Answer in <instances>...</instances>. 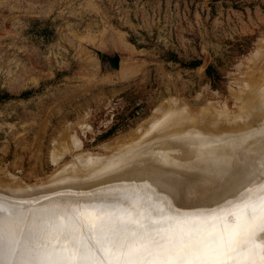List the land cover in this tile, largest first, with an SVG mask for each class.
<instances>
[{
  "label": "rangeland",
  "instance_id": "1",
  "mask_svg": "<svg viewBox=\"0 0 264 264\" xmlns=\"http://www.w3.org/2000/svg\"><path fill=\"white\" fill-rule=\"evenodd\" d=\"M263 56L264 0H0V190L128 152L168 108L231 132Z\"/></svg>",
  "mask_w": 264,
  "mask_h": 264
},
{
  "label": "bare ground",
  "instance_id": "2",
  "mask_svg": "<svg viewBox=\"0 0 264 264\" xmlns=\"http://www.w3.org/2000/svg\"><path fill=\"white\" fill-rule=\"evenodd\" d=\"M257 61L261 81L245 87L249 95L245 116L235 117L238 123L231 132L215 125L217 120H191L185 106L168 108L152 118L141 145L128 152L81 156L78 164L56 169L43 187L12 185L8 180L13 189L23 187L27 193L14 199L18 195L0 190V264H43L55 254L52 224L82 211L130 212L162 224L167 217H179L189 226L211 228L214 218L237 202L264 194V166L256 180L240 184L242 172L264 164V62ZM250 151L254 155L248 157ZM247 161L252 166L246 170ZM166 189L194 200L201 195L203 200L183 205ZM197 202L201 204L194 206ZM253 247V259L260 264L264 235L246 246Z\"/></svg>",
  "mask_w": 264,
  "mask_h": 264
},
{
  "label": "snow or ice",
  "instance_id": "3",
  "mask_svg": "<svg viewBox=\"0 0 264 264\" xmlns=\"http://www.w3.org/2000/svg\"><path fill=\"white\" fill-rule=\"evenodd\" d=\"M145 219L115 210L62 218L52 224L55 254L43 264H256L255 246H246L264 235V194L237 202L211 228Z\"/></svg>",
  "mask_w": 264,
  "mask_h": 264
},
{
  "label": "water",
  "instance_id": "4",
  "mask_svg": "<svg viewBox=\"0 0 264 264\" xmlns=\"http://www.w3.org/2000/svg\"><path fill=\"white\" fill-rule=\"evenodd\" d=\"M109 62L111 64V67L117 68V66H118V57L114 56V57L110 58ZM246 183H248V182H246L245 180L244 181L242 180L240 184L242 185V184H246ZM235 185H237V183ZM235 185L233 187H235Z\"/></svg>",
  "mask_w": 264,
  "mask_h": 264
}]
</instances>
